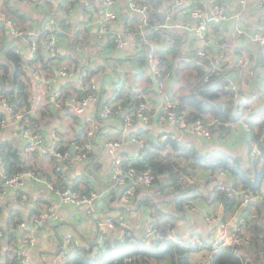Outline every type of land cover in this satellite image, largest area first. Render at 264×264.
I'll return each mask as SVG.
<instances>
[{"label": "crops", "instance_id": "crops-1", "mask_svg": "<svg viewBox=\"0 0 264 264\" xmlns=\"http://www.w3.org/2000/svg\"><path fill=\"white\" fill-rule=\"evenodd\" d=\"M162 1L158 12L164 13L165 22L163 23L159 13V18L155 21L156 32L161 36L165 30L175 31L183 37L178 44V53L167 54L165 64L170 65L173 72L171 79L163 80V66H160L158 74L153 75L149 73L146 61L140 62L142 46L133 42L118 46L114 41L110 43L112 38L109 35L103 38L98 36L100 26L106 22L100 0H39L34 4L29 0H0V51L4 48L20 50L24 53V62H27L24 68L26 74L21 72L19 76L27 84V108L23 109L25 114L28 111L31 116L28 115L26 119L24 115L23 124L30 128L38 123L44 137V148L41 151L30 150L26 139L18 136L19 126L9 119L0 99V118H5L7 122L5 127H0V159L6 165L2 151L4 148L17 159V166H26L27 170L36 174L34 177H27L21 188H0V226L9 229L11 236L16 237L15 240L25 233L33 234L35 244L29 247L31 264H58L69 246H75L65 240L66 234L74 237L78 246H87L96 239L102 241L106 237L122 238L125 233L142 237L146 226L154 223L172 240L187 242L192 236L209 239L214 234H211V223L205 220L206 214L230 220L233 233L240 230V233L253 236V243L242 247V252L246 253V263L264 264V198H255L251 205L249 203L239 207L238 210L242 208L243 211L237 217L236 207L226 210L225 200H215V195L208 194L214 182H222L226 188L238 186L227 169V175L215 178L214 181V176H208L215 175L217 170H202L201 181L185 188L188 189L186 194L189 198L183 202L184 205L180 209L176 204V191L170 186L171 178L168 173L163 174L151 189L138 187L130 202L126 203L120 197L121 188L116 180L115 159L122 157L124 163L128 160L133 163L144 153V149L132 142L123 143L114 149L105 144L108 140L120 139L124 133L146 137L149 143L146 149L149 151H156L157 144L167 135L176 140V145L195 149L202 155L210 156L213 151H220L230 159L235 158L250 167L252 173L264 167V158L255 163L250 149L251 129L247 127L256 124L255 121L264 120V62L257 43L247 36L236 35L240 26H244L248 31L264 33V6L250 3L243 7L240 0H226L225 9L238 11L239 20L232 19L219 24L217 29L216 25L211 26L214 34L231 41V45L227 49L211 48L208 56L210 65L216 64L225 69L228 76L238 78L242 93L250 97V101L244 105L236 103L245 107L243 116L234 119L238 121L236 128L228 127L229 121L222 122L208 112L202 117L214 122V136L208 140L191 135L169 123H159L155 117L149 124L138 121L132 127L124 129V115L129 109H133L131 105L137 104L138 99L149 103V111L154 116L163 105L165 96L178 100V108L188 111L189 114L194 110L191 105L182 104L179 97L190 92L197 93L194 90L199 75L196 66L202 65L205 69L207 65H203L204 62L195 53L198 39L187 27L193 20L185 19L187 13L177 7L175 0ZM211 1L222 2L206 0L207 3ZM60 2L68 8L64 15L58 12ZM149 5L152 12V5ZM116 9L120 18L107 23L109 27L122 33L128 26L137 25L140 15L129 8L126 0H117ZM11 11H14L15 15ZM51 17L61 23L62 33L58 41L61 47L60 55L54 59L48 51V55H45L46 59H49L46 66L41 61H35L34 65L30 66L27 37L11 33L6 21L19 20V26L36 38L42 37ZM184 22H187L186 27H173L174 23ZM165 23L171 28H164L162 24ZM76 33H80L84 41L80 51L82 59L87 63L89 61L91 70L90 78L83 84L75 75L60 73L62 67L72 63L68 57L66 43L69 46L72 36ZM173 46L175 47V42H172L171 37L165 36L158 46L159 53ZM92 80L99 91V99L89 101L83 112H77L70 101L90 93ZM193 83L195 84L192 85ZM211 84L212 87L218 86L215 91L220 94L221 87L225 85L223 76ZM197 94L199 95V92ZM218 97L223 96L220 94ZM107 102L115 109V112L109 115L102 111V106ZM238 107H235L236 110ZM258 111H263L261 117L256 114L250 118L252 112ZM222 123L225 127L221 126ZM94 126L98 128L91 136L89 131L94 132ZM54 135H58L59 142L67 147L79 141L91 140L90 154L84 160L75 156V152L69 159H58L52 152ZM163 151L176 152L174 145L166 146ZM161 181H164V185L160 187ZM50 183L56 186H72L81 192L97 191L100 199L93 214H87L84 205L60 202L57 193L50 188ZM262 191L264 194V190ZM23 192L26 193L25 199L22 198ZM50 210L56 211V217L35 226L33 218ZM12 215L14 220H18V224L13 223ZM108 216L118 221H126L128 230L124 232L120 226L116 229L109 228L105 223ZM244 218L247 219L246 222L243 221ZM11 236L6 237L5 233L3 234L1 238H4V244L9 242ZM6 251V247L0 250V262L7 256ZM207 253L206 250L193 252L195 263Z\"/></svg>", "mask_w": 264, "mask_h": 264}, {"label": "built area", "instance_id": "built-area-1", "mask_svg": "<svg viewBox=\"0 0 264 264\" xmlns=\"http://www.w3.org/2000/svg\"><path fill=\"white\" fill-rule=\"evenodd\" d=\"M30 2L38 3L39 0H29ZM222 2H214L211 1L209 3L206 0H175V4L181 10L187 13L185 19L193 20V23L188 25V29L195 34L198 39V47H196V53L199 56H205L208 52V49L211 47H219L222 49H227L231 45V41L222 40L219 36L213 33L211 26L213 24H224L229 22L230 20H239V12L238 11H227L224 7V3L226 0H221ZM104 14L106 17V22L103 23L99 30L98 36L100 38L109 37L112 38L118 46H123L128 42L136 43V45H140L145 50V58L147 69L150 74H158L160 72V59H159V49L158 46L160 44L159 37L155 32H151L149 30V25L152 19L151 7L148 3L142 2L141 0H126L129 8L134 12L140 15L137 25L134 28H126L122 33L118 32L116 29H112L108 26L107 23L111 21L118 20L120 18V13L116 9L117 0H100ZM250 3L264 6V0H240V4L243 7L248 6ZM160 11V8H159ZM58 12L60 15H64L68 12V8L64 6V3H59ZM11 33L16 36L24 37L25 33L17 26V23L12 19H8L6 21ZM187 22L184 23H174L175 26H184L186 27ZM58 26L59 21L55 17H51L46 24V29L48 30V35L46 37L45 47L50 52V56L58 58L61 52V47L58 45V41L60 39L58 34ZM162 26L171 28L167 23L162 24ZM134 29V30H132ZM236 35L238 37L247 36L252 41L257 43L260 47V55L264 62V33L260 31H248L244 26H240ZM174 42V39H171ZM40 41L38 39H33L29 41V51H28V60L30 62L34 61L37 57V54L40 50ZM247 61V60H246ZM244 61V62H246ZM219 66H214V68L219 69ZM213 68V69H214ZM79 72L78 79L83 84L85 78L90 74L88 69H81ZM76 69V65L72 62L68 66H64L60 69V73L62 75H76L78 72ZM91 86V92L86 96H82V98L75 99L70 101L71 106L77 112H83L85 110L86 105L91 100L99 99V91L94 84ZM225 82L227 87L233 92L234 98L240 104H246L250 101V97L244 95L241 89V82L239 79L233 78L231 76L225 77ZM164 87V83L162 84V88ZM264 95V93H263ZM262 95V96H263ZM261 98V97H260ZM1 103L6 109V112L9 116V119L14 123L18 124L19 133L18 136L26 139L27 144L32 151H41L44 147V137L42 134V130L36 128H29L28 126L23 124V118L25 115V111L23 107L13 105L6 100L4 96H0ZM102 111L105 115H109L113 113V107L111 104L105 103L102 106ZM159 123H169L174 127H178L191 135L203 138V139H211L214 136V122L212 120L197 118L194 120L190 119V114L188 111L179 109L178 102L176 99L165 96L164 103L159 109L158 113L154 116L149 111V103L141 99L139 105L134 109H129L123 118V127H132L136 122L142 121L146 124H149L154 119ZM237 120H232L228 122V127L234 129L237 127ZM7 124L5 118H0V127H5ZM248 129L250 128L247 125ZM97 126H94V132L89 131V135L95 133L97 130ZM169 137L165 135L163 137L164 140H167ZM60 138L58 135H54V148L52 150L53 154L58 157V159L64 160L72 157L75 152V156L79 159H86L88 157L89 151L92 148L91 140H86L83 145L74 144L71 146L70 151L60 152L57 150L58 142ZM163 140V141H164ZM264 141V133L260 136L258 140L252 142V155L257 158L261 155L260 150V142ZM132 142L138 144L142 150L148 147V141L146 137L140 134H125L118 140H108L105 144L114 149L119 145ZM122 157H118L114 161L115 174L117 176L118 185L121 188L120 197L124 202H130L132 198L135 196L136 190L138 187H144L147 189H151L156 185L155 183V174L151 168L140 170L137 169L133 165H129L125 167ZM227 171L224 168H220L215 172L214 177L220 178L222 175H227ZM5 181H2L3 177ZM36 176L35 172L22 169L16 171L15 173L7 176L3 173L0 168V188L1 187H22L25 184V180L27 177ZM202 175L200 173L191 171L188 173L181 172L179 174V182L182 183L183 186L193 185L199 181H201ZM50 188L57 193L60 202L65 204H75V205H84L86 207L85 211L87 214L92 215L98 200L100 199V194L95 190H90L86 193L79 191L78 189L72 186H66L63 188H57L54 184L50 183ZM217 190L226 191V197L228 199H232L236 201V209L239 207L247 206L250 201L253 199V196L247 189L242 188L241 185L235 187H228L222 183L218 182L213 184V186L209 190V195L214 196ZM258 197L264 198V194H260ZM22 198H26V193H22ZM56 217V211L50 210L47 212H41L39 215L35 216L33 219V223L35 226H40L42 223L52 220ZM205 220L210 224L213 228L211 230V234H214L213 237L209 239H203L200 236H192L189 241L184 242L181 240L175 239L177 242H181L184 245L194 248L195 251L198 250H206L208 253L206 256L199 258L197 264H207L211 259V254L213 251L218 250L221 247L230 246L236 249L238 255H242V247L249 246L253 243L254 237L250 235H246L244 233H240L239 231L232 232L231 222L230 220L223 217H216L211 214L205 215ZM246 218L243 219L246 222ZM105 223L109 228L116 229L117 227H121L124 232L128 230V223L124 220H115L113 217L108 216L105 220ZM23 225V224H22ZM34 226V227H35ZM0 236H3V232L0 229ZM142 238L145 241H163L170 239L168 234L164 233L162 229L158 228L154 223H151L146 226L143 231ZM65 240L69 243L78 246L77 241L74 237L69 234L65 235ZM35 244V238L32 233H25L21 237V244L19 247L15 249V253L19 256L22 264H31L30 261V253L29 247ZM264 245V239H263ZM194 251V252H195ZM193 253V252H192ZM244 253V252H243ZM67 258L66 256H62L58 264H66ZM243 264H247L246 260H242Z\"/></svg>", "mask_w": 264, "mask_h": 264}, {"label": "trees", "instance_id": "trees-1", "mask_svg": "<svg viewBox=\"0 0 264 264\" xmlns=\"http://www.w3.org/2000/svg\"><path fill=\"white\" fill-rule=\"evenodd\" d=\"M145 1H147L146 3L152 5L151 13L152 17L154 18L150 22L149 30L151 32H155L158 35V39L160 42L163 38L165 39V36L174 39L175 47L173 46L169 49H166L162 53H159V59L161 61L160 66H163L165 69L162 72H165L162 80L171 79L173 71L170 65L165 64V61L167 59L166 57L168 53H178V44L180 43V41H182L183 37L179 35L178 32L166 30V33L164 32V35L160 36L159 32H156L157 28L155 27V21L159 18L160 12H158V8L161 6L163 1ZM11 13L14 14V11H11ZM14 22H18L17 26L25 33L28 41H31L33 39H38L40 41V50L37 54L36 59L30 62V66L34 65L35 61H41V63L46 66L49 59H46L44 55V48L48 30L44 29L41 35L42 37L35 38V35L33 36L31 35V33L25 32V29L19 26V20H14ZM128 28L134 27L128 26ZM217 28H219V24L216 25V29ZM57 32L59 35L62 33L60 21ZM220 38L222 40H225L222 36ZM111 42L113 41H110V43ZM83 45L84 41L81 39L80 33H76L72 36L70 45L68 46V44L66 43V48L68 50V57L76 65L77 70L81 69L82 71L84 68L89 70L90 74L85 78V80H87L91 76V70L89 61L87 63V61L82 59V52L80 51V48ZM211 48L208 49V52L205 56H199L195 52L197 57H199V59L204 62L203 65H207L205 69L202 68V65L196 66L199 75L195 82L196 85L194 87V90L197 93L199 92V95L197 93L190 92L188 94L181 95L179 97V100L180 102H182V104H189L193 107L194 110H192L190 113L191 120L202 118L204 117L203 114L208 112H211L214 117H216L218 120H221L222 122L238 119L240 116H243L245 107L236 104L238 102H236L234 94L227 87L226 82L225 85H223L220 89V94H222L223 97H218L220 94L215 91V88H218V86H211V83L214 80L217 81L223 76L225 81V77L228 76L225 73V69H222V67L219 66V69H216L214 68L216 64L210 65L211 63L208 60V56L210 54L209 52ZM144 57L145 50L143 49L142 59L140 62L145 63L146 58ZM24 60V53H22V51L20 50H16L14 48H4L2 51H0V69L2 70V73L0 74V94H3L6 100L11 104L27 108V84L19 76L21 72L24 75L26 74L24 68L27 62H24ZM193 62L198 63V61L196 60H193ZM195 83H193L192 85H194ZM140 100L141 99H138L137 104L131 105L133 109L139 105ZM107 104L111 103L107 102ZM237 106H239L238 110H236L235 108ZM113 110L114 113L115 109L113 108ZM263 111L252 112L250 114V118H252V116H255L256 114L258 115V117H261ZM29 113L30 112L27 111V114H25L26 119L28 118V115H30ZM250 122L252 123L253 120H251ZM255 123L256 124H252V126H250L252 135L250 140V149H252V142L258 140L264 133V120L255 121ZM221 126L225 127L223 123L221 124ZM31 127L39 129V124H33ZM174 141L176 140L168 138L167 140L158 143L156 151H149L147 149H144L142 157H139L134 161L132 160L133 163H129L130 161L128 160L124 163V165L125 167L133 165L140 170L151 168L156 177V184L163 174L168 173V176L171 178L170 186L176 191L175 200L179 209L184 205L183 202L188 200L189 198L186 194V191L188 189L186 190L185 188H189V186H192H183L182 183L179 182V174L181 172L188 173L191 171H195L201 173V171L204 169H209L212 172H215L220 168L227 169L237 181V185H241L242 188L247 189L253 196V199L250 201V205L253 203L254 199L258 198V196L263 192L264 167L261 170H256L255 173H252L250 171V167L243 165L239 160L235 158L230 159L229 157L223 155V153L220 151H213L212 155L210 156L202 155L195 149H190L184 147L183 145H176ZM84 142L85 141H79L75 144L83 145ZM173 145L175 146L176 152L171 153L163 151L166 146ZM69 146H65L60 141L58 143L57 150L64 153L71 150V146ZM260 150L261 155L254 159L256 164L264 158V141L260 142ZM2 151L4 152L3 155L5 156V162L7 161L4 172L7 176L13 174L16 171L27 168L26 166H17V159L11 155V152H7L6 150H4V148H2ZM211 176H214V174L209 175L208 178H211ZM214 179L215 177L213 178V181ZM55 187L63 188L66 187V185H55ZM225 197L226 191L217 190L214 198L215 200L222 199L224 201ZM225 206L226 210L232 209L236 206V201L228 199V202L225 204ZM11 220L13 221V223H15V225L19 223L18 220H14L13 215L11 216ZM156 226L160 228L158 224H156ZM0 229L2 230L3 234L5 233L6 237L11 236L9 229L1 226ZM1 237L3 236H0V250H3L4 247H6V252L8 254L7 256H5L4 261L0 262V264H22L19 256L15 253V249H17L19 247V244H21V238H19V241L18 238L15 240L16 237L11 236L9 242L7 244H4V238ZM195 250L194 248L188 247L183 243L177 242L172 239L163 241H145L142 237L125 233L122 238L106 237L102 239V241L96 239L92 244L87 246H69V248L65 251V256L67 258L66 264H196L192 255V252H194ZM245 257L246 253L242 252V255H238L235 248L225 246L213 251L211 254V259L207 264H243L242 260L245 259Z\"/></svg>", "mask_w": 264, "mask_h": 264}, {"label": "water", "instance_id": "water-1", "mask_svg": "<svg viewBox=\"0 0 264 264\" xmlns=\"http://www.w3.org/2000/svg\"><path fill=\"white\" fill-rule=\"evenodd\" d=\"M160 15H161V17H162V20H163V23L165 22V15H164V13L163 12H161L160 13ZM124 18H126V17H124ZM48 49H45L44 50V55H48ZM79 72H80V70H78V72L76 73V75H75V77H78L79 76ZM236 102H238L237 100H236ZM0 147H1V143H0ZM0 168L2 169V171H3V173L5 172V164L4 163H2V160L0 159ZM5 176L2 178V181H5ZM164 185V181H161V183H160V187L161 186H163ZM226 202H228V199H225V203ZM242 211H243V209L242 208H240L239 210H238V213H237V217L238 216H240L241 215V213H242Z\"/></svg>", "mask_w": 264, "mask_h": 264}, {"label": "rangeland", "instance_id": "rangeland-1", "mask_svg": "<svg viewBox=\"0 0 264 264\" xmlns=\"http://www.w3.org/2000/svg\"><path fill=\"white\" fill-rule=\"evenodd\" d=\"M65 255V254H64Z\"/></svg>", "mask_w": 264, "mask_h": 264}]
</instances>
